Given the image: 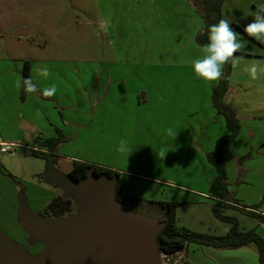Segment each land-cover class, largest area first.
I'll return each instance as SVG.
<instances>
[{"label":"rangeland","instance_id":"374dc122","mask_svg":"<svg viewBox=\"0 0 264 264\" xmlns=\"http://www.w3.org/2000/svg\"><path fill=\"white\" fill-rule=\"evenodd\" d=\"M67 1L68 14L72 11L82 18L80 25L73 26L67 34L68 45L76 46L75 39L79 43L78 38H74L76 27L82 33V47L76 46L75 49L80 51L77 58L89 60L92 44L101 41L104 47L110 41L109 50L113 54L108 55L98 45L94 58L103 56L102 59L130 63L124 67L99 68L96 75L101 77L100 81H105V72L113 74L115 71V79L120 80L119 85L128 99L124 102L116 100L114 106L108 101L99 105L93 96L92 101L87 103L88 107H84L88 109V114L97 107L94 108L93 103L98 104V108L113 106L122 111V114L120 111L115 112L118 131L109 132L105 116L96 115L92 120L88 117L85 124L89 125L82 132V136L88 138L84 137L87 140L83 139V145L77 147L79 142L75 144L74 150L80 151L83 160L92 165L105 167L113 163L121 170L117 173L120 175L122 191L131 197L140 198V201L133 200L134 207L126 203L123 206L125 210H135L146 217L155 218L160 210L149 202L170 201L177 205L178 227L193 229L201 234H225L228 224L217 220L211 211L213 199L208 193L207 181L211 182L215 171L207 162L206 155L214 149L219 135L226 134V128L224 119L217 114L211 102L212 87L218 80L201 81L194 78L191 71L192 61L202 56V47L195 38L202 31L204 23L196 7L188 0H77L76 5L73 0ZM92 4L97 13L94 27L90 25L88 15ZM52 6L48 13L51 12L53 19ZM260 9H264V0H224L221 7V19H227L238 33V38L243 41V47L235 53L240 59L238 64H232L229 92L226 95L239 97L242 103L237 102L243 109L250 107L251 97H257L259 103L264 105V77L252 80L245 71L250 62L257 61L245 56L256 55L261 50L264 53V42L249 37L245 32L246 25L254 20L255 13ZM60 11L62 14L64 7ZM71 21L73 17L69 14L67 23ZM105 21L106 30L101 27ZM90 30L97 41H91ZM68 45L65 55L60 54L61 59L74 58V47L69 48ZM58 55L52 53L49 58ZM79 70L89 73L88 68ZM123 80L125 83H122ZM104 95L99 92V98ZM83 100H86L85 96ZM234 108L238 113L240 128L243 126L245 131L246 123L241 124L239 110ZM190 122L193 124V144L181 136L182 133L185 137L187 134L190 136ZM254 138H262V133H256ZM121 141L125 142L126 151L119 150ZM235 145L231 147L235 148ZM234 148L231 149V157L233 168L237 169V161L244 149ZM227 149L225 147L224 152ZM131 151L133 154L130 156ZM250 152L257 155L255 148ZM42 165L43 162L32 157L25 147L16 145L13 155L0 154V228L11 241L33 256L40 254L46 244L33 239L20 223L12 220L16 204L15 181L21 183L18 193H22V196H25L24 191L26 195H34L35 191H39L47 201L52 195L46 184L39 181ZM227 165L229 176H232L229 161ZM261 190L264 192V185ZM202 191L205 195L198 193ZM60 195L69 197L74 203L72 212L67 216L76 215L80 205L72 198L69 190L60 189ZM41 203L33 198L30 205L34 211L41 213L44 208ZM225 214L240 218L237 212L227 211ZM6 216L11 217V220H6ZM240 222L242 228L256 224L255 220L248 217L241 218Z\"/></svg>","mask_w":264,"mask_h":264},{"label":"crops","instance_id":"0c3cea01","mask_svg":"<svg viewBox=\"0 0 264 264\" xmlns=\"http://www.w3.org/2000/svg\"><path fill=\"white\" fill-rule=\"evenodd\" d=\"M76 1L73 0V3L75 4ZM55 4L64 7L62 14L60 11L61 7L57 8ZM51 5H53V19L51 18V12L48 13ZM67 6V0H0V144H15L17 147L29 149L30 152L32 147L36 148V144H34L35 138H40V140L56 138L57 131H60L65 141L59 144L55 152H53L52 170H56L63 175H67L70 172L74 161L92 165L88 161L83 160L80 151L74 150L75 144L79 142L77 147L81 144L83 145L84 140H87L84 137L88 138V136H82L83 128L89 125L85 124L86 118L91 117L92 120L96 115L105 116L107 119L106 126L109 132L116 133L118 131V125L115 123L114 117L115 112L120 110H116L113 107L114 102L116 100H122L124 102L128 97L124 89L119 85L121 83L120 80L115 79V71H113V74L109 71L105 72V81H100L101 77H96L97 73H99L98 69L124 67V65L130 64L122 60L112 61L102 59L103 56L95 59L94 57L97 55L95 51L98 45L99 49L102 48L101 50H104L108 55L113 54V52L109 50L111 49V42H106L103 47L102 42L97 41L92 30L89 31L91 41L97 42L90 47L91 56L88 57L89 60L77 58V54L79 55L80 51L77 52L75 49L76 46L79 48L82 47V33L80 30L77 31L79 28L76 27L74 38H78L79 40V43H77L75 39L74 45L76 46L68 45L69 39L67 38V34L71 32L70 30L73 26L80 25L82 18L78 14L74 15L71 11L69 14L73 17V21L67 23L69 17ZM94 10L95 7L92 4L90 6L91 13L88 14L92 27L97 23L94 18L97 13ZM67 45L69 48L74 47L72 55L74 58L61 59L59 56L60 54L65 55ZM52 53H59V55L49 58V54ZM245 57L264 61V53L262 50L261 53ZM26 65L27 71L24 76ZM43 65L48 66L51 72L49 77H42L39 74L37 66ZM83 68H88L89 70L87 71L89 73H84V71L79 70ZM29 77H31L33 83L38 85L41 91L27 93L23 87H16L18 81L22 82L23 79ZM122 83H125L124 80ZM51 84L56 85L57 91L55 95L51 97L43 96L42 90ZM99 92L105 95L99 98ZM84 96L86 100H83ZM93 96H95L99 105L104 101H108L113 106L98 108L99 105L93 103L94 108L97 107L93 112L88 114L89 111L88 109L86 110L88 107L87 103L92 101ZM226 101L239 110L242 119L241 124L243 123L244 125L246 123L247 129L243 131V126L240 128L239 134L226 146L228 149L223 155L228 190L238 201V204H231L232 207L225 209L223 213L225 214L227 211L237 212L240 218L233 214L225 215L236 218L239 231L246 232L254 230L264 240V221H260V219L251 215L257 214L264 217V192L261 190V187L264 185V105L259 103L257 97H251L250 107L246 109H243L241 104L237 102L241 101L242 103L239 97L231 98L229 95L226 97ZM136 112H138V109ZM120 113L122 114L123 112L120 111ZM190 123L192 124V122ZM21 124L30 126L33 129L32 132L22 129ZM188 128H190V136L187 134L185 137L184 133L181 136L184 139L186 138L188 143L193 144V124L188 126ZM244 132L245 135H243ZM259 132L262 133V138H257L256 140L254 136ZM219 136L221 137V135ZM234 144H236V147H231ZM232 148L244 149L242 156H240L241 158L237 161V169L233 168L231 157L233 154L231 151ZM252 148H255V152L259 156L250 154ZM190 153L192 154L191 149ZM132 154L131 151L130 156ZM40 160L43 162V165L41 173L39 174V181L46 184L52 196L46 201L39 191H35L34 195L27 192L28 196L23 190L27 206L33 212H36L30 205L33 198L42 202V207H45L53 198L61 196L60 189L64 190L60 182L49 183L46 181L48 168H46L45 161ZM129 160L132 161V159ZM227 161H229V167L232 169V176H229ZM112 164L110 163L103 168L111 169L118 173L121 172L117 166ZM130 164L131 162H129ZM4 175L13 180L15 179L8 173H4ZM210 183V181H207L208 185ZM20 184L19 181H15L16 204L14 207V218H12L15 223H19L18 197L20 193L18 192ZM198 193L205 195L203 191ZM123 194L127 197L126 203L131 207L135 206L134 199L140 201V198L137 196L135 198L124 192ZM159 217L160 214H157V217L154 219L159 220ZM245 217L255 220L256 224L249 228H242L240 219ZM6 218V220H11V217L6 216ZM228 226L226 231L229 230L230 224ZM188 230L199 233V231L193 229ZM208 235L217 236L211 233ZM182 250V261H185L186 264H260L256 248L253 244L238 248L223 249L188 244Z\"/></svg>","mask_w":264,"mask_h":264},{"label":"water","instance_id":"95a60500","mask_svg":"<svg viewBox=\"0 0 264 264\" xmlns=\"http://www.w3.org/2000/svg\"><path fill=\"white\" fill-rule=\"evenodd\" d=\"M46 181L69 190L80 205L74 216L44 219L19 196L20 225L46 244L30 255L0 230V264H159L156 241L163 223L125 210L115 198L114 181L90 172L74 181L68 175L47 169Z\"/></svg>","mask_w":264,"mask_h":264},{"label":"trees","instance_id":"16d2710c","mask_svg":"<svg viewBox=\"0 0 264 264\" xmlns=\"http://www.w3.org/2000/svg\"><path fill=\"white\" fill-rule=\"evenodd\" d=\"M196 7L197 11L203 20L204 27L201 32L196 35V42L199 46L205 45L207 40V29L209 26L219 22L222 17L221 7L224 0H188ZM199 5L201 8H199ZM27 71V65L24 69ZM232 71V63L225 64L223 68V75L218 80L216 85L212 87L211 102L217 114L220 115L225 122L226 134L216 140L214 149L207 153V162L215 171V176L209 184L208 193L213 199L211 211L213 216L223 222L230 224V228L226 234L222 236H212L208 234H201L190 231L183 227H178L176 223V207L172 202H149L154 204L160 210L159 221L163 223L162 229L157 236V249L159 253L172 254L177 250L184 248L188 244H196L199 246H207L214 249L223 248H238L253 244L258 254L260 264H264V240L254 231L249 230L241 232L238 229V222L236 218L227 216L223 211L231 208V204H238V201L228 190L227 173L224 164V150L228 143L233 141L240 131V120L236 109L228 102H226V95L229 92V79ZM21 128L32 132V128L25 124H21ZM65 139L57 131L56 138H40L34 139L36 148L30 149L32 157L42 159L45 161L46 168H48L50 161L54 158L53 152L56 147L64 142ZM34 148V149H33ZM92 172L97 176H106L114 181L115 198L122 205L125 206L127 197L122 192L120 182V175L111 169L97 167L84 162L74 161L70 172L67 174L76 182L85 179L88 174ZM74 206L73 201L69 197L57 196L53 198L39 213L44 219L53 217H65L72 212ZM131 212L137 213L135 210ZM253 217L264 221V217L257 214H251ZM180 264H186L182 261Z\"/></svg>","mask_w":264,"mask_h":264},{"label":"clouds","instance_id":"9594fccd","mask_svg":"<svg viewBox=\"0 0 264 264\" xmlns=\"http://www.w3.org/2000/svg\"><path fill=\"white\" fill-rule=\"evenodd\" d=\"M107 22H102L101 27L106 30ZM246 34L257 40L264 42V9L255 13V18L245 27ZM208 42L202 46V56L196 58L191 63L193 77L205 82H214L223 75L225 64L239 63V57L235 56L242 47L243 41L238 38V33L233 30L227 19H220L218 23L211 25L207 29ZM39 74L42 77H49L51 72L47 65L37 66ZM252 80L264 77V61H252L245 68ZM17 88L23 87L27 93H36L41 91L37 84L33 83L31 77L18 81ZM56 85L51 84L42 90L45 97L55 95ZM120 151H126L125 142L121 141Z\"/></svg>","mask_w":264,"mask_h":264},{"label":"built area","instance_id":"2783aa9c","mask_svg":"<svg viewBox=\"0 0 264 264\" xmlns=\"http://www.w3.org/2000/svg\"><path fill=\"white\" fill-rule=\"evenodd\" d=\"M15 147L16 145L14 144L2 143L0 144V154L13 155V148ZM182 249L172 254L159 253V264H180L182 261Z\"/></svg>","mask_w":264,"mask_h":264}]
</instances>
